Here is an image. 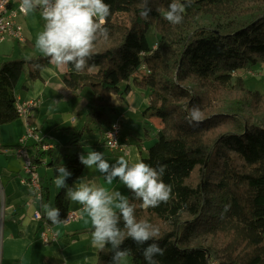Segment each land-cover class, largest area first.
<instances>
[{
	"label": "trees",
	"instance_id": "16d2710c",
	"mask_svg": "<svg viewBox=\"0 0 264 264\" xmlns=\"http://www.w3.org/2000/svg\"><path fill=\"white\" fill-rule=\"evenodd\" d=\"M171 2L149 0L152 11L145 20L141 0H105L111 8L105 25L110 38L97 45L89 61L95 67L76 73L68 66L63 76L75 96L85 88L92 91L86 122L80 130H61L71 139L58 149L43 151L46 143L37 144L32 160L37 167L44 158L53 168L64 166L72 173L66 184L73 187L84 169L79 143L95 131L105 135L112 98L122 100L132 86L147 90L143 116L160 119L163 127L142 162L167 165L162 179L172 186L173 199L144 209L130 191L128 198L138 220L160 229L155 242L165 254L156 259L160 264H264V93L249 90L240 75L264 65V0H193L176 26L163 16ZM151 30L159 36L155 45ZM36 64L50 66L44 55L0 62V126L20 119L17 86L26 72L31 80L39 78ZM138 71L144 73L137 77ZM194 105L203 120L190 126L186 117ZM44 192L40 220L59 225L44 215ZM65 192L60 189L55 197L61 220L69 212ZM225 205L230 208L222 216ZM122 247L131 249L133 264H147L143 247L131 239ZM111 260L110 246L98 251L96 264Z\"/></svg>",
	"mask_w": 264,
	"mask_h": 264
},
{
	"label": "crops",
	"instance_id": "0c3cea01",
	"mask_svg": "<svg viewBox=\"0 0 264 264\" xmlns=\"http://www.w3.org/2000/svg\"><path fill=\"white\" fill-rule=\"evenodd\" d=\"M26 16L21 17L18 21L23 27L25 40L27 43L33 44L31 40L33 38L25 21ZM2 61L5 59L0 60V62ZM45 69L39 73L38 79L27 82L21 87V90L19 85L22 78L17 86L16 92L20 101L31 99L40 101L39 107L34 111L33 118L28 121L20 118L11 124L0 126V264H65V258L67 264H96L99 250L91 244V232L88 230L92 224L87 214L80 211L82 206L70 200L69 212L77 213L79 219L53 226L52 230L56 233L57 238L55 241L45 244L40 238L44 224L36 218V215L40 214L41 197H38L34 189L22 184V180L28 176L24 171V159L20 152L26 150L30 154V151L33 150L34 153H32L35 154L37 145L33 139L24 142L27 122H30L35 128L39 127L40 122L46 118L45 111L50 105V101L55 99L62 101L63 99L67 100V103H72L67 108L68 113L64 117L66 122L64 119V124L56 125L55 130L57 132L66 129L80 130L86 122L87 105L92 100L79 104L82 93L76 99L72 97L75 95L63 83L67 67L61 70L50 64ZM139 90L141 89L132 86L131 93L124 95L122 100L113 97L114 110L109 115V123L121 122L120 139L121 143L126 146L125 153L127 155L125 158L130 165L141 162L147 156L149 149L155 143L156 132L163 127L160 119L143 116V112L149 104V92ZM46 103L47 107H45ZM61 134L62 137L57 142L60 146L47 143L43 146V151H46V147H48L47 150L58 149L67 144L71 135L62 132ZM41 139L45 142L44 138L41 137ZM79 146L85 156L91 150L103 153L104 159L110 165H115L118 158L125 155L124 152L109 153L104 145V135L97 131L86 134L81 139ZM66 161L67 159L63 160L64 163ZM49 163L50 160L44 158L43 163L38 166L37 172L40 176L42 189L45 190L44 195L46 193L45 204L55 208V197L60 190L56 187L54 180L59 173H55L58 168H53ZM83 177L87 180H95L97 186L104 187L109 192L119 191L128 197L129 190L122 182L117 179L112 184H108L104 174L95 166L91 169L84 166L78 180Z\"/></svg>",
	"mask_w": 264,
	"mask_h": 264
},
{
	"label": "clouds",
	"instance_id": "9594fccd",
	"mask_svg": "<svg viewBox=\"0 0 264 264\" xmlns=\"http://www.w3.org/2000/svg\"><path fill=\"white\" fill-rule=\"evenodd\" d=\"M149 0H141L138 5L140 17L148 20L152 9ZM193 0L178 3L172 0L168 10L163 13L169 24L176 26L183 23V13L191 7ZM20 11L30 13L39 11L45 21L44 29L36 39L35 47L48 59V63L58 69L71 66L76 73L85 70L91 72L95 65L90 64L97 45L107 42L110 38L109 29L105 26L106 19L111 15L110 5L105 0H20ZM159 11V9H158ZM40 71L46 70L43 65L36 64ZM190 126L202 122L203 112L194 105L186 117ZM111 135V134H110ZM122 155L115 165H110L104 154L90 151L79 156L80 163L86 168L94 166L104 174L108 184L119 180L133 194L135 200L141 201L140 207L155 208L173 199L172 186L166 184L164 176L167 165L158 164L152 167L145 162L129 163ZM59 175L54 183L59 189H66V198L82 206L80 211L86 213L91 220V244L94 248L104 251L111 248L110 264H126L131 255L130 248L122 245L131 239L137 246L143 247V256L147 264H160L157 256H163L165 249L159 243L160 229L158 226L136 217V205L119 191L109 192L99 187L95 180L81 178L74 187H69L66 180L72 173L64 166L59 167ZM44 215L53 225L65 222L60 218V209L49 204L42 205ZM230 205H225L224 213ZM123 223V227H121ZM149 241H153L149 243ZM65 264L67 259L65 258Z\"/></svg>",
	"mask_w": 264,
	"mask_h": 264
},
{
	"label": "built area",
	"instance_id": "2783aa9c",
	"mask_svg": "<svg viewBox=\"0 0 264 264\" xmlns=\"http://www.w3.org/2000/svg\"><path fill=\"white\" fill-rule=\"evenodd\" d=\"M26 15L27 13H22L20 11V0H0V47L8 39L18 42H25L23 27L18 20ZM141 69L146 71L145 66H143ZM39 104V100L31 99L22 102L18 99L17 112L19 117L25 119L26 121L32 119L34 111L37 110ZM26 125L27 131L24 142L26 143L29 139H33L37 144L43 142L39 135L38 129L35 128L30 122H27ZM121 133V122H115L111 124L108 130L105 132L104 145L109 153H125L126 146L121 143ZM47 148L48 147L45 149L47 150ZM20 153L24 159V171L28 176L22 180V184L28 185L34 189L38 197H41L42 184L40 182V176L37 172L38 167L34 164L32 155H30L26 150H21ZM36 218L40 220V214H37ZM78 219L79 215L77 213L68 212L64 223H70L77 221ZM40 238L45 244H48L51 241H55L57 236L56 233L53 232L51 226L44 225L40 232Z\"/></svg>",
	"mask_w": 264,
	"mask_h": 264
},
{
	"label": "rangeland",
	"instance_id": "374dc122",
	"mask_svg": "<svg viewBox=\"0 0 264 264\" xmlns=\"http://www.w3.org/2000/svg\"><path fill=\"white\" fill-rule=\"evenodd\" d=\"M25 21L28 26L29 33L33 38L31 39L33 44L27 43L26 40L25 42H18L8 39L0 47V60H4V59L7 60L9 58L31 59L43 55V53H41L40 50L35 47V44L38 34L44 29L45 21L43 20L40 12L38 11L28 13V15L25 18ZM156 34L157 33L155 30H151L149 32V39L152 45L153 44L155 45V43L159 39V36ZM142 71L140 72L138 71L136 76L140 77L144 73ZM29 74H30L29 72L23 74L22 81L19 85L20 90L23 85H25L27 82L32 81L30 80ZM240 75L245 80V85L249 90L254 92L264 93V65L255 66L251 69V72L248 70L247 72L240 73ZM139 91L143 92V90H139ZM92 95H93L92 91L89 88H85L82 92L81 99L79 100L78 103L84 104L85 102L91 100ZM72 97L74 99L78 98L77 96H72ZM70 103L72 102L67 103V100L62 99V101H58V99H55L54 101H50V105L48 107H47V103L45 104V107H47L45 111L46 118L42 122H40L39 127H37V129L39 130L40 137L45 139L46 144L52 143L55 146H60L59 143L57 142H59L58 139L62 137L61 136L62 134L61 132H57L55 128L56 125L58 126L60 124H64L63 120L65 119L64 118L65 115L68 113L67 108L71 106ZM64 122H66V119ZM32 152L30 151V154ZM126 264H133L132 259L130 257L127 258Z\"/></svg>",
	"mask_w": 264,
	"mask_h": 264
},
{
	"label": "water",
	"instance_id": "95a60500",
	"mask_svg": "<svg viewBox=\"0 0 264 264\" xmlns=\"http://www.w3.org/2000/svg\"><path fill=\"white\" fill-rule=\"evenodd\" d=\"M55 173H58V170L57 169L55 170Z\"/></svg>",
	"mask_w": 264,
	"mask_h": 264
}]
</instances>
